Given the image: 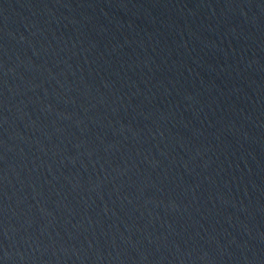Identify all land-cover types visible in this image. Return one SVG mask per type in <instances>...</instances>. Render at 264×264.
Here are the masks:
<instances>
[{
	"label": "water",
	"instance_id": "1",
	"mask_svg": "<svg viewBox=\"0 0 264 264\" xmlns=\"http://www.w3.org/2000/svg\"><path fill=\"white\" fill-rule=\"evenodd\" d=\"M0 264H264V0H0Z\"/></svg>",
	"mask_w": 264,
	"mask_h": 264
}]
</instances>
